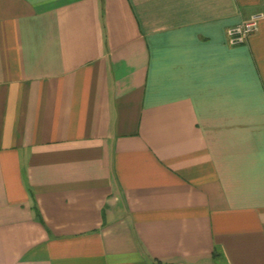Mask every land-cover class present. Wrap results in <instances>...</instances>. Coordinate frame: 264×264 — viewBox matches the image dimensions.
Listing matches in <instances>:
<instances>
[{"label":"crops","instance_id":"crops-1","mask_svg":"<svg viewBox=\"0 0 264 264\" xmlns=\"http://www.w3.org/2000/svg\"><path fill=\"white\" fill-rule=\"evenodd\" d=\"M264 0H0V264H264Z\"/></svg>","mask_w":264,"mask_h":264},{"label":"built area","instance_id":"built-area-1","mask_svg":"<svg viewBox=\"0 0 264 264\" xmlns=\"http://www.w3.org/2000/svg\"><path fill=\"white\" fill-rule=\"evenodd\" d=\"M263 18V14H255L249 20L230 27L227 30V43L231 46L246 43L258 32L260 21Z\"/></svg>","mask_w":264,"mask_h":264}]
</instances>
